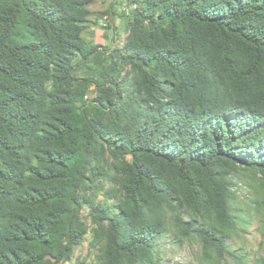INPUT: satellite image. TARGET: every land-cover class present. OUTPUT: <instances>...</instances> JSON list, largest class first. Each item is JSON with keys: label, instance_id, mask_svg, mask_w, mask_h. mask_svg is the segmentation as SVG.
Here are the masks:
<instances>
[{"label": "trees", "instance_id": "16d2710c", "mask_svg": "<svg viewBox=\"0 0 264 264\" xmlns=\"http://www.w3.org/2000/svg\"><path fill=\"white\" fill-rule=\"evenodd\" d=\"M88 2L0 0V264H59L78 240L71 230L78 212L68 207L79 204L84 179L72 68L87 48L80 33ZM160 7L167 43L141 53L147 71L139 92L152 109L114 144L132 156L124 192L134 218L110 220V264H147L149 241L161 232L132 228L135 218L147 220L152 200L158 207L161 192L170 193L149 160L174 165L197 208L196 169L209 175L215 160L231 159L264 170V0H161ZM215 48L237 98L215 73ZM221 183L217 200L226 211ZM206 218L198 236L221 247L225 234Z\"/></svg>", "mask_w": 264, "mask_h": 264}, {"label": "rangeland", "instance_id": "374dc122", "mask_svg": "<svg viewBox=\"0 0 264 264\" xmlns=\"http://www.w3.org/2000/svg\"><path fill=\"white\" fill-rule=\"evenodd\" d=\"M160 2L89 0L86 6L87 20L80 35L87 48L83 56L78 54L73 59L72 68L74 118L83 136L76 159L84 161V179L77 190L79 204L70 203L68 207L78 212V219L71 227L78 240L72 241L71 251L59 264H110V220L120 214L127 217L126 222L134 218L124 192L127 181L124 167L132 156L116 150L114 144L128 140L152 109L139 92L147 71L141 53L167 43L158 30L163 13ZM212 54L223 89L237 98L221 66L220 48H215ZM148 163L164 182L161 187L168 185L170 193L164 196L161 192L158 207L145 194L152 200L147 220L142 216L133 221L132 228L157 225L161 230L149 241L147 264H261L259 259L264 256L262 168L222 159L215 160L209 175L196 169L203 201L197 208L187 203L184 185L174 165L154 160ZM220 183L228 201L226 211L217 200ZM160 213L164 215L161 226ZM204 217L225 234L221 247L215 239L205 243L198 236L196 229L204 226ZM63 242L69 243L66 237Z\"/></svg>", "mask_w": 264, "mask_h": 264}]
</instances>
